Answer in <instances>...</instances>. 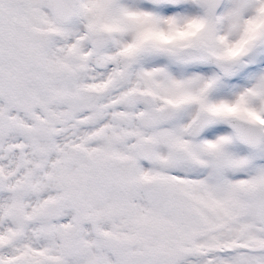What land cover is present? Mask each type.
I'll return each mask as SVG.
<instances>
[{"label":"snow or ice","instance_id":"obj_1","mask_svg":"<svg viewBox=\"0 0 264 264\" xmlns=\"http://www.w3.org/2000/svg\"><path fill=\"white\" fill-rule=\"evenodd\" d=\"M0 264H264V0H0Z\"/></svg>","mask_w":264,"mask_h":264}]
</instances>
